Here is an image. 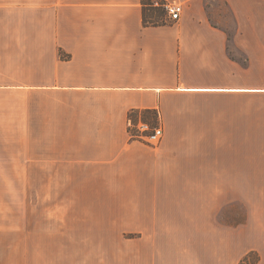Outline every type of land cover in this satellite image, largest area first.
<instances>
[{"label":"crops","instance_id":"0c3cea01","mask_svg":"<svg viewBox=\"0 0 264 264\" xmlns=\"http://www.w3.org/2000/svg\"><path fill=\"white\" fill-rule=\"evenodd\" d=\"M159 1L179 20L145 25L141 0H0V179L94 180L143 225L234 227L232 264H264V0ZM145 110L158 145L130 139ZM224 180L244 223L224 221Z\"/></svg>","mask_w":264,"mask_h":264},{"label":"rangeland","instance_id":"374dc122","mask_svg":"<svg viewBox=\"0 0 264 264\" xmlns=\"http://www.w3.org/2000/svg\"><path fill=\"white\" fill-rule=\"evenodd\" d=\"M143 1L153 4L144 8L146 21L165 20L161 1ZM10 150L22 155V148ZM93 183L0 179V264H214L216 249L223 252L221 264H232L224 240L234 227L190 226L183 220L143 225L139 211L122 208L116 196L97 195ZM223 190L224 221L244 223L245 205L225 209L226 180ZM254 200L264 204L260 194Z\"/></svg>","mask_w":264,"mask_h":264},{"label":"trees","instance_id":"16d2710c","mask_svg":"<svg viewBox=\"0 0 264 264\" xmlns=\"http://www.w3.org/2000/svg\"><path fill=\"white\" fill-rule=\"evenodd\" d=\"M141 3L143 5V7H149V8H153V4L150 1H146L144 2L143 0H141ZM161 4L163 5L164 3L161 2ZM165 23V21H146L145 18V11H144V24L145 25H161ZM142 117V119L140 121L137 120V116ZM129 117L133 119V121L137 124L144 123L147 124L150 128V130H153L155 128V122L157 121L158 118V114L156 111H149V110H145V111H134V112H130L129 113ZM129 135H130V139L131 140H141V138L139 137V132L137 128H133V129H128ZM142 141V140H141ZM250 253H248L243 260L240 262V264H253L256 263L258 261V257H256L253 261L249 260V255Z\"/></svg>","mask_w":264,"mask_h":264},{"label":"built area","instance_id":"2783aa9c","mask_svg":"<svg viewBox=\"0 0 264 264\" xmlns=\"http://www.w3.org/2000/svg\"><path fill=\"white\" fill-rule=\"evenodd\" d=\"M163 8L166 12L167 19L170 21H178L182 13V5L178 3H164ZM139 137L141 140L150 145H158L162 139L163 131L161 128L150 130L146 124L144 128L137 126Z\"/></svg>","mask_w":264,"mask_h":264},{"label":"bare ground","instance_id":"6f19581e","mask_svg":"<svg viewBox=\"0 0 264 264\" xmlns=\"http://www.w3.org/2000/svg\"><path fill=\"white\" fill-rule=\"evenodd\" d=\"M138 126H139L140 128H144V127L146 126V124L140 122V123L138 124Z\"/></svg>","mask_w":264,"mask_h":264}]
</instances>
